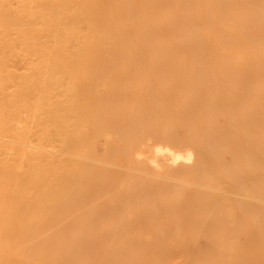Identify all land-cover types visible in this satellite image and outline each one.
I'll return each mask as SVG.
<instances>
[{
    "label": "bare ground",
    "instance_id": "bare-ground-1",
    "mask_svg": "<svg viewBox=\"0 0 264 264\" xmlns=\"http://www.w3.org/2000/svg\"><path fill=\"white\" fill-rule=\"evenodd\" d=\"M189 260L264 264V0H0V264Z\"/></svg>",
    "mask_w": 264,
    "mask_h": 264
},
{
    "label": "rangeland",
    "instance_id": "rangeland-1",
    "mask_svg": "<svg viewBox=\"0 0 264 264\" xmlns=\"http://www.w3.org/2000/svg\"><path fill=\"white\" fill-rule=\"evenodd\" d=\"M12 67H15V68H18L19 70H22L24 67H23V64H21V62H15L14 61V66L13 65H11ZM10 66V67H11ZM13 138H14V136H12ZM30 138L31 139H33V140H36V139H34L35 138V136H30ZM184 152L186 151V150H183ZM192 159H193V157H191L190 158V160L188 159V161L186 160V162H191L192 161ZM201 242H203V241H200V243ZM171 255H169V257H170ZM192 261H186V264H197V263H191Z\"/></svg>",
    "mask_w": 264,
    "mask_h": 264
}]
</instances>
